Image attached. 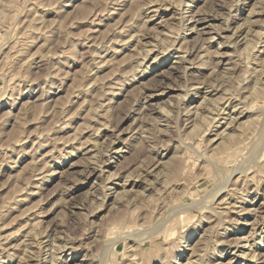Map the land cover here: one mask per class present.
I'll return each mask as SVG.
<instances>
[{
	"label": "rangeland",
	"instance_id": "1",
	"mask_svg": "<svg viewBox=\"0 0 264 264\" xmlns=\"http://www.w3.org/2000/svg\"><path fill=\"white\" fill-rule=\"evenodd\" d=\"M263 69L264 0H0V264H264Z\"/></svg>",
	"mask_w": 264,
	"mask_h": 264
},
{
	"label": "bare ground",
	"instance_id": "2",
	"mask_svg": "<svg viewBox=\"0 0 264 264\" xmlns=\"http://www.w3.org/2000/svg\"><path fill=\"white\" fill-rule=\"evenodd\" d=\"M157 9V8H156ZM153 11H154V8H153ZM192 18V17H191ZM231 22V21H230ZM242 25V24H241ZM241 25H237L234 29H235V33L237 34V36H238V38H239V33L241 32ZM229 24H227V28L229 29ZM231 28V27H230ZM192 29H194L193 27H192ZM226 29V28H225ZM234 32H233V34H234ZM259 33V32H258ZM245 34V33H244ZM185 35V34H184ZM234 36V35H233ZM241 37V36H240ZM186 38V37H185ZM231 38V37H230ZM237 39V38H236ZM244 39V38H243ZM233 40H234V38H233ZM233 40H232V42H233ZM237 41V40H236ZM241 41V40H240ZM259 41V40H258ZM183 42V41H182ZM231 42V43H232ZM237 42H239V40L237 41ZM257 42V41H256ZM172 43V42H171ZM236 43V42H235ZM235 45V44H234ZM181 46V45H180ZM159 49V48H158ZM178 50H176V51H180L182 48H179V46H178V48H177ZM144 50V49H143ZM148 50V52H149V48L147 49ZM146 50V51H147ZM142 52V51H141ZM147 52V53H148ZM162 52H163V50H162ZM158 54V53H157ZM186 54V53H185ZM226 55V54H225ZM158 55H156L155 56V58L157 57ZM146 57V56H145ZM138 64V63H137ZM262 68V67H261ZM260 70V69H259ZM264 70V69H263ZM262 70V72H264ZM261 71V70H260ZM263 75V74H262ZM239 79V78H238ZM202 83V82H201ZM195 86V85H194ZM208 86H210L212 89H208V90H206L205 91V93L203 94V100L201 101V103L203 102L204 103V101L205 100H207L208 99V97H207V95H208V93H211L212 91H214V90H218L219 91V88H217V87H215V86H213V85H208ZM256 87V89H253V91L254 90H263V87L262 86H260V85H255ZM197 89L195 90V92L194 93H199L200 91V89H199V87H196ZM252 91V92H253ZM258 91V92H259ZM255 92V91H254ZM256 94H257V92H255ZM260 93V92H259ZM189 94L190 93H185L184 94V96H183V99L185 100V98L187 97V96H189ZM234 95V94H233ZM226 96V95H225ZM202 97V96H201ZM227 97H228V95H227ZM224 98V97H223ZM226 98V97H225ZM240 99V98H239ZM238 99V100H239ZM209 100V99H208ZM226 100H228L230 103H232L233 101H232V98H231V95H230V97H228V98H226L225 99V101ZM210 101V100H209ZM200 103V102H199ZM198 103V104H199ZM201 104V106L202 105H204V104ZM212 103V102H211ZM226 103H227V101H226ZM229 104V103H228ZM200 105V104H199ZM199 105H197L198 106V109H196V111H197V115L195 116V118H193L192 120L190 119V122L192 123V124H194L195 125V123L198 121V120H205V119H207L209 116H208V111H207V109L205 110H203L202 111V108H204V106L203 107H201V106H199ZM226 105V104H225ZM206 106V105H205ZM200 107H201V110H200ZM209 107V106H208ZM232 107H233V109H231V107H229L228 108V106L227 107H225V123H223V124H225V125H223L222 126V128H221V130H219L218 132H215L216 134H215V137H213V138H210L209 139V137H208V143H209V145L210 146H212L211 147V149H216V148H218V147H225V146H227V145H229V142H230V139H233L232 137H234L233 136V133H230V131H229V129L230 128H234L235 127V125L236 124H240L241 122H239V120H240V118H241V115H240V113H237V103L236 104H233L232 105ZM195 108H197V107H195ZM227 108H228V110H227ZM215 110V109H214ZM227 110V111H226ZM193 111H195V110H193ZM207 111V113H205ZM221 110H219V112H220ZM212 112V111H211ZM213 112H216V111H213ZM218 112V111H217ZM216 112V113H217ZM194 113V112H193ZM238 114V115H237ZM216 116H217V114H216ZM216 116L214 117H212L213 119H215L216 118ZM219 116V115H218ZM224 117V116H223ZM211 118V117H210ZM212 118L210 119V124L212 123ZM217 121V120H216ZM219 121V120H218ZM189 122V123H190ZM201 122V121H200ZM215 122V121H214ZM220 122V121H219ZM222 122V121H221ZM220 122V123H221ZM220 123H218V124H220ZM213 124V123H212ZM218 124H217V126H218ZM196 125H197V123H196ZM195 125V126H196ZM199 125V124H198ZM214 125V124H213ZM200 126V125H199ZM238 127V126H237ZM210 129V126H208L204 131H207V130H209ZM229 141V142H228ZM249 155V154H248ZM247 155V156H248ZM205 159V158H204ZM209 159V158H208ZM251 159V158H250ZM159 160H162V159H159ZM156 161V160H155ZM154 162V161H153ZM165 161H158V159H157V162H154L152 165H150V167L151 166H155V168L153 169V168H151V171H149V170H147L148 171V174L149 173H151V175H158V174H160V170L159 171H155L158 167H160V165L163 167V166H166V165H164L165 163H164ZM203 165H205V164H203ZM147 166V165H146ZM202 166V165H201ZM239 166H241V165H239ZM148 167V166H147ZM161 167V168H162ZM219 167V166H218ZM217 166H215V169L216 170H214L215 172V174H220L221 175V183L220 184H218V186L217 187H215V188H213L208 194H207V197H208V199L206 200V202L205 203H202L201 205H200V207H205L207 204H210V203H208V202H213V204L210 206V210L211 211H214V213L221 219V213H223V211L222 210H219L218 209V207H220L221 205H222V203H224L225 204V201L227 200V198H225V195H223L222 197H220L221 195H219V193L224 189V187H225V183L230 179V177H231V175L238 169L237 167H235V168H233V169H231L230 171H228L227 172V174H225V168H223V167H219L218 168ZM165 168V167H164ZM178 168H179V166H178ZM177 168V169H178ZM181 168V167H180ZM179 168V169H180ZM153 169V170H152ZM172 169V168H171ZM178 169V170H179ZM212 170L214 169V168H211ZM219 169V171H217ZM146 170V169H145ZM166 170V169H165ZM153 171H155V172H153ZM169 171V170H168ZM166 172V171H165ZM171 173V172H170ZM147 174V173H146ZM112 175V174H111ZM111 175H110V177H108V180L111 178ZM226 175V176H225ZM129 176V175H128ZM138 176V175H137ZM113 177H115V176H113ZM156 177V176H155ZM159 177V176H158ZM140 178H141V175H140ZM146 179V178H145ZM165 179V178H164ZM128 181V180H127ZM126 181V182H127ZM220 182V180H218L217 179V181H216V184H217V182ZM112 183H117V182H115L114 180H112ZM130 183V182H129ZM134 184H136L137 182L136 181H134L133 182ZM168 183H169V181H168ZM163 184H165V183H163ZM150 187H151V185H150ZM154 187V186H153ZM166 187V186H165ZM175 188V187H174ZM162 189V188H161ZM229 193V192H228ZM233 193V192H232ZM206 194V193H205ZM234 194V193H233ZM219 195V196H218ZM228 195V194H227ZM219 199V200H218ZM202 200V199H201ZM218 200V201H217ZM198 205V204H197ZM196 205V206H197ZM164 209V208H163ZM253 210H256L257 208H252ZM251 209V211H253ZM246 210V209H245ZM244 210V211H245ZM248 211H250V210H248ZM257 211V210H256ZM209 213H210V211H209ZM157 214H158V211H157ZM212 214V213H211ZM159 215V214H158ZM213 215V214H212ZM163 217V216H162ZM211 217V216H210ZM214 217V216H213ZM159 218V217H158ZM166 221V220H165ZM219 221V220H218ZM219 223V222H218ZM146 228V227H145ZM138 229V228H137ZM139 230V229H138ZM137 232V231H136ZM144 232V231H143ZM138 233V232H137ZM131 234V233H130ZM132 234H133V232H132ZM25 235V234H24ZM138 235V234H137ZM144 235V234H143ZM148 235V234H147ZM146 235V236H147ZM145 236V237H146ZM149 236V235H148ZM138 237V236H137ZM144 237V236H143ZM19 238V237H18ZM141 238H142V235H141ZM204 238V237H203ZM202 238V239H203ZM227 238V237H226ZM139 239V238H138ZM200 240V239H199ZM205 240V239H204ZM208 240V239H207ZM200 244V243H199ZM63 245V244H62ZM187 246V245H186ZM59 247V246H58ZM192 247V246H191ZM196 248V247H195ZM194 249V248H193ZM201 250V249H200ZM203 250V249H202ZM201 252V251H200ZM28 253V252H27ZM148 253V252H147ZM151 253V252H150ZM181 253V252H180ZM193 253H194V250H193ZM197 253V252H196ZM200 254V253H199ZM255 254H253L252 256H254ZM26 256V255H25ZM21 258V257H20ZM169 258V257H168ZM191 258V257H190ZM189 258V259H190ZM199 258V257H198ZM55 259V258H54ZM192 259V258H191ZM195 260V259H194ZM171 261V260H170ZM169 260H168V262H170ZM37 262V261H36ZM58 262V261H57ZM189 263L191 262L190 260L188 261ZM188 262H187V264H188ZM194 263H195V261H194ZM192 264H193V262H192Z\"/></svg>",
	"mask_w": 264,
	"mask_h": 264
}]
</instances>
